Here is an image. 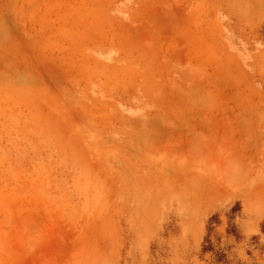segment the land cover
Instances as JSON below:
<instances>
[{
	"label": "rangeland",
	"instance_id": "1",
	"mask_svg": "<svg viewBox=\"0 0 264 264\" xmlns=\"http://www.w3.org/2000/svg\"><path fill=\"white\" fill-rule=\"evenodd\" d=\"M0 264H264V0H0Z\"/></svg>",
	"mask_w": 264,
	"mask_h": 264
}]
</instances>
